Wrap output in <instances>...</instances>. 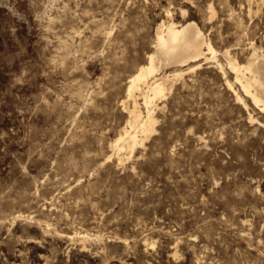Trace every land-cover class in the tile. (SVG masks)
Listing matches in <instances>:
<instances>
[{"label":"rangeland","instance_id":"374dc122","mask_svg":"<svg viewBox=\"0 0 264 264\" xmlns=\"http://www.w3.org/2000/svg\"><path fill=\"white\" fill-rule=\"evenodd\" d=\"M171 19L225 70L166 67L184 74L121 160L130 78ZM254 45L264 0H0V264H264V111L225 55Z\"/></svg>","mask_w":264,"mask_h":264},{"label":"bare ground","instance_id":"6f19581e","mask_svg":"<svg viewBox=\"0 0 264 264\" xmlns=\"http://www.w3.org/2000/svg\"><path fill=\"white\" fill-rule=\"evenodd\" d=\"M156 39V47L154 46V50L149 53L148 61L140 65L131 76L128 97L123 100V106L129 112L130 118L127 126L113 144L121 160L130 157L137 146L144 144L156 130L154 109L159 104L158 100L166 95L169 88H172V76L184 74L182 68H176L168 73L166 67L189 63V68L194 70L200 65L197 62L200 57H207V54H211L210 57L217 60L218 66L220 65L221 69L225 70L218 58L219 50L205 36L203 29L195 20L190 19L183 23L174 19L163 21L157 28ZM225 55L228 57V65L235 72L236 82L240 84L245 94L264 111V53L254 45L252 53L244 62L233 58L228 49ZM226 82L234 88V83L229 78ZM139 95L143 96L146 112L142 111L139 106ZM236 95L239 100L243 99L239 92H236ZM253 118L251 116V119Z\"/></svg>","mask_w":264,"mask_h":264}]
</instances>
